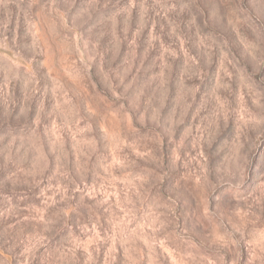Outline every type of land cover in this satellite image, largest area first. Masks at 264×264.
I'll return each mask as SVG.
<instances>
[{
  "label": "rangeland",
  "instance_id": "374dc122",
  "mask_svg": "<svg viewBox=\"0 0 264 264\" xmlns=\"http://www.w3.org/2000/svg\"><path fill=\"white\" fill-rule=\"evenodd\" d=\"M0 264H264V0H0Z\"/></svg>",
  "mask_w": 264,
  "mask_h": 264
}]
</instances>
